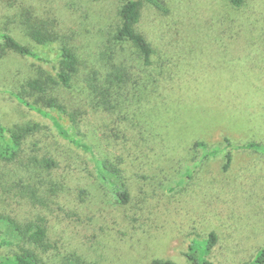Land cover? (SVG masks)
Wrapping results in <instances>:
<instances>
[{
  "label": "trees",
  "instance_id": "1",
  "mask_svg": "<svg viewBox=\"0 0 264 264\" xmlns=\"http://www.w3.org/2000/svg\"><path fill=\"white\" fill-rule=\"evenodd\" d=\"M83 1L0 0V18H10L8 23L17 24L36 45H57V56L50 61L20 41L8 28L10 25L2 22L0 59L13 53L54 63L52 72L40 68L21 85L20 92L11 95L51 120L62 139L92 157L98 181L104 189L109 187L113 201L89 200L90 191L79 185L81 177L71 174V180L59 181L50 172L61 176L59 163L43 159L40 169L30 172V180L23 179L10 189L0 188V264H49L55 258H61L65 264H112L111 257L118 248L128 250L130 264H137L145 259L150 240L154 242L167 232L176 231L183 223L199 230L217 207L220 211L225 206L243 205L235 196L230 205L222 202L220 206H210L206 200L194 198L188 189L180 193L175 188L163 191L148 182L144 163L151 158L148 161L147 154H143L146 136L141 130L144 126L138 125L142 123V111L147 107L157 109L160 101L172 93V73L155 76L149 71L158 44H167L170 53L176 55L183 39L192 40L193 29L197 35L201 27L212 31L218 42L226 43L224 50L233 58L239 45L249 47L250 40L238 32V25L251 24L253 14L244 13L245 19L231 18L229 22H219L218 17L199 23L183 18L180 24L173 22L170 26L167 21L172 10L166 0H120L118 21L110 38L99 53L89 55L83 54V39L76 30H61L62 19L56 10L66 9L71 3L75 5L74 10L67 11L71 17L77 15ZM248 3L249 0H231L237 15L244 12ZM39 130V125L8 129L0 115V142L4 144L0 157L5 161L21 157L23 143ZM91 131L98 136L102 156L83 136ZM222 144L225 147L221 150L198 140L193 149L201 150L205 158L226 150L225 171L239 150L264 156L261 142L241 144L224 137ZM42 173L47 174L46 180L39 178ZM36 181L41 182L36 185ZM44 182L48 187L41 190L39 186ZM244 187L249 186L244 183L238 188L244 191ZM219 239L215 231L206 239H193L186 253L188 264H221L211 260ZM3 250H10V254H3ZM151 264L179 263L154 260ZM247 264H264V245Z\"/></svg>",
  "mask_w": 264,
  "mask_h": 264
},
{
  "label": "rangeland",
  "instance_id": "2",
  "mask_svg": "<svg viewBox=\"0 0 264 264\" xmlns=\"http://www.w3.org/2000/svg\"><path fill=\"white\" fill-rule=\"evenodd\" d=\"M116 1L85 0L77 15L71 17H68L67 11L74 10L75 5L69 3L66 9L56 8L62 19L61 30L72 28L82 37L83 54L99 53L107 37L110 38L121 6L120 0ZM166 1L172 10L171 17L166 20L170 26L173 22L180 24L183 18L195 23L208 22L215 17L219 22H229L231 18L238 21L245 19L244 13L253 14V18L249 25L239 23L238 32L246 34L250 40L249 47L244 49L239 45L233 58L224 50L226 43L218 42L212 31L201 27L197 35L193 29L192 40L183 39L175 51L176 55L170 53L165 43L156 46L154 65L149 71L155 76L162 72L172 73L173 85L170 87L171 96L160 101L157 109L147 107L141 113L142 123L138 126H144L141 130L146 136L142 151L153 164L144 163L147 181L163 191L175 188V192L180 193L188 189L194 198L204 199L210 206H220L222 202L230 205L235 196L243 205L234 208L225 206L220 211L217 207L201 223L203 225L199 230H193L190 223H183L176 231L167 232L154 242L150 240L146 245L145 259L137 264H151L154 260L188 264L186 253L192 240L206 239L213 231L220 238L219 246L211 255L213 262L247 264L264 245V156L239 150L234 153V160L225 171L226 150L205 158L201 150L193 149V145L202 140L222 150L225 147L222 144L224 137L241 144L250 141L264 143V0H249L244 12L239 15L231 6V0ZM9 19L0 18V23L10 25L8 28L20 41L50 61L56 58L57 45H36L25 37L17 24H9ZM53 64L13 53L0 59V115L3 125L8 129L41 126L38 133L23 143L21 157L13 161L0 157V188L10 189L23 179L30 180V172L40 169L43 159H54L59 163L57 169H61L62 174L60 176L55 172L56 176L50 171L53 177L71 180L70 175L75 174L81 177L80 187L90 191L89 200L109 203L113 197L109 187L104 189L100 185L92 157L62 139L51 120L20 104L11 95L20 92L21 85L40 68L52 72ZM63 121L70 126L66 120ZM83 136L102 156L103 148L95 131ZM3 145L0 142V155ZM44 173L39 178L46 180L47 174ZM40 182L36 181V185ZM45 182L39 186L41 190L48 187ZM244 183L249 187H244L243 191L238 187ZM238 243L240 246L235 247ZM2 253L9 255L10 250H3ZM111 258H114L112 264H130L131 254L118 248ZM49 264L65 262L55 258Z\"/></svg>",
  "mask_w": 264,
  "mask_h": 264
}]
</instances>
